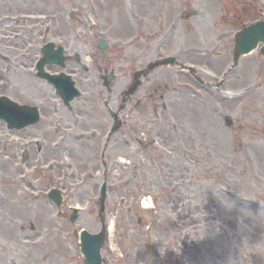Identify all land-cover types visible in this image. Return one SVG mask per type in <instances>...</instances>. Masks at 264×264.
<instances>
[{
    "label": "rangeland",
    "instance_id": "374dc122",
    "mask_svg": "<svg viewBox=\"0 0 264 264\" xmlns=\"http://www.w3.org/2000/svg\"><path fill=\"white\" fill-rule=\"evenodd\" d=\"M115 1L0 0V39L18 44L23 92L34 88L22 101L40 113L18 133L21 145L0 135V264H83L79 231L112 221L101 264H264V57L256 49L231 67L233 34L264 20V0H121L124 35L114 30ZM46 42L67 56L62 69H46L70 75L80 91L68 106L26 71ZM162 70L168 76L158 79ZM217 87L232 100L218 99ZM108 107L120 109L109 136ZM52 188L62 194L58 208Z\"/></svg>",
    "mask_w": 264,
    "mask_h": 264
},
{
    "label": "water",
    "instance_id": "95a60500",
    "mask_svg": "<svg viewBox=\"0 0 264 264\" xmlns=\"http://www.w3.org/2000/svg\"><path fill=\"white\" fill-rule=\"evenodd\" d=\"M234 38L235 48L232 52L234 53V60H236L240 55L247 54L253 50L258 45V43L262 42L264 44V21L260 20L248 26H243L240 31L235 33ZM103 46L104 43L102 47ZM50 47H52V44H47L41 49V51L45 53V56L42 58V60H40V67L45 62H53L63 66L64 57L62 55V48L58 47L54 52H52ZM258 51L260 54L264 55V45ZM110 78L111 77L106 78L107 83L110 81ZM52 82L55 84L57 90L56 92H58L63 97L65 102L78 94V92L73 88V83L70 81L69 77L65 76L64 74L53 77ZM0 102L2 103V100H0ZM15 108L16 106L14 105L7 112L1 114L0 118H18ZM0 112H2L1 105ZM19 118L23 119V122L25 123L28 115L24 112L22 115H19ZM49 196L56 202L57 205H60L61 198H59L60 195L57 190H52ZM75 217L76 213L74 210L73 215L69 218L74 220ZM103 235L104 231H101V233L95 235H90L86 231L81 233V250L85 257L84 260L86 261V264H100L99 248L102 244ZM151 254L153 255L154 252L152 251Z\"/></svg>",
    "mask_w": 264,
    "mask_h": 264
},
{
    "label": "flooded vegetation",
    "instance_id": "af4514ba",
    "mask_svg": "<svg viewBox=\"0 0 264 264\" xmlns=\"http://www.w3.org/2000/svg\"><path fill=\"white\" fill-rule=\"evenodd\" d=\"M20 57V54L18 55L17 43L7 42L0 39V97L8 98L17 105L22 104L36 106L38 108L37 104H31L30 102L22 101V96L24 97L30 94L29 92L33 94L34 88H26L25 90L28 91V93L23 92L24 86L22 83L23 81L21 73L22 62H20ZM32 64L30 67H34L35 64ZM28 74L30 76L33 75L31 69ZM0 123L3 126L2 129H0L1 136L10 140L8 144L12 145V147L19 146L22 138L18 133L21 131V129H8L4 121H0Z\"/></svg>",
    "mask_w": 264,
    "mask_h": 264
},
{
    "label": "bare ground",
    "instance_id": "6f19581e",
    "mask_svg": "<svg viewBox=\"0 0 264 264\" xmlns=\"http://www.w3.org/2000/svg\"><path fill=\"white\" fill-rule=\"evenodd\" d=\"M116 2V6H117V8H118V10H119V18L118 19H116L115 20V24L113 25L114 26V30H115V28H116V32H117V34H126V33H128L129 31H130V21H129V19H128V17H127V15H125L126 14V9L125 8H123V6H122V1L121 0H116L115 1ZM83 22L84 23H86L87 24V26H88V22L86 21V20H83ZM98 29H99V27H98ZM80 35L78 34V32L75 34V38H78ZM79 49H81V51L82 52H84V53H86L87 55H88V57L90 56V54H91V52H90V50L89 49H87V48H84L83 46L82 47H80ZM149 52L150 51H147V53L149 54ZM148 56H150V58H152L151 57V55H148ZM147 65V64H146ZM158 66H150V67H146L145 69H143V73H146V75L148 74V75H150V74H152L153 73V71L155 70V69H153V68H157ZM165 78V77H167L168 75H167V73L165 72V71H163L162 70V72L161 73H159V76H158V79H163V77ZM259 78V84H258V88L259 89H261L262 88V86H263V84H264V76H261V77H258ZM260 91H258L257 90V96H259L261 93H259ZM215 94V96H217V98L218 99H220L221 101H223V102H229V101H231L232 100V98L230 97V96H228L226 93H225V91L222 89L221 90V88H216V90H215V92H214ZM190 96H188V98H189ZM187 97L185 98V102H186V104H189V102L191 101V99L189 100ZM175 105H176V107L178 108V109H181V108H183V106H184V104H182V103H184V101L182 100V103L180 102V103H177V102H173ZM173 103H172V105H173ZM187 106V105H186ZM188 107V106H187ZM200 117L201 116H199V119H200ZM205 117H207L208 119H209V121L211 122V124L213 125V130L214 131H217V132H219V128L216 126V122L213 120V118H209V115H207V116H205ZM166 118V117H165ZM165 118H163V119H165ZM226 118L228 119L229 117L228 116H226ZM200 132V134H201V131H199ZM121 158H119V161H120V163L121 162H123L124 160L122 159V154H120L119 155ZM64 163V162H63ZM63 163L61 162V161H55V162H53L52 164H51V166L52 167H58L59 168V170L60 171H62V169H63ZM176 163H179V161L177 160L176 161ZM181 166H183V165H181ZM142 206L143 207H149L150 205H149V200L146 198H144L143 200H142ZM184 213V210H181V212H180V214H183ZM115 224H114V221H112V222H110L109 223V226H108V232H109V238H110V240H112V238L111 237H113V234H114V230H115ZM186 242H188V243H190V241H189V238H186V240H185ZM115 246H114V244L112 245V249H115L114 248Z\"/></svg>",
    "mask_w": 264,
    "mask_h": 264
},
{
    "label": "clouds",
    "instance_id": "9594fccd",
    "mask_svg": "<svg viewBox=\"0 0 264 264\" xmlns=\"http://www.w3.org/2000/svg\"><path fill=\"white\" fill-rule=\"evenodd\" d=\"M247 211L243 212V215H246ZM242 228L250 230V228L247 225H242Z\"/></svg>",
    "mask_w": 264,
    "mask_h": 264
}]
</instances>
